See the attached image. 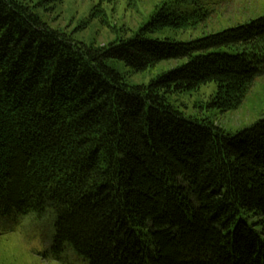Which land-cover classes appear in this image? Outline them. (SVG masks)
<instances>
[{
  "label": "trees",
  "instance_id": "trees-1",
  "mask_svg": "<svg viewBox=\"0 0 264 264\" xmlns=\"http://www.w3.org/2000/svg\"><path fill=\"white\" fill-rule=\"evenodd\" d=\"M36 8L0 0V234L50 213L55 256L69 244L90 264H264V118L229 134L173 98L214 82L209 107L239 106L264 73V16L151 38L204 15L163 7L95 46ZM178 60L145 84L115 66Z\"/></svg>",
  "mask_w": 264,
  "mask_h": 264
},
{
  "label": "rangeland",
  "instance_id": "rangeland-1",
  "mask_svg": "<svg viewBox=\"0 0 264 264\" xmlns=\"http://www.w3.org/2000/svg\"><path fill=\"white\" fill-rule=\"evenodd\" d=\"M36 5L37 13L52 28L71 35L74 40L105 46L120 37H129L155 12L165 7L181 13L194 10L204 14L195 25L166 27L149 34L151 38L190 41L204 35L264 16V0H22ZM185 60L163 62L144 73H130L121 63L115 64L133 84L148 83L161 71L183 64ZM214 82L199 89L173 95L186 116L209 115L226 133L235 134L254 121L264 118V73L256 77L243 101L236 108L220 113L209 107L215 95ZM0 234V264H90L65 244L59 255L52 250L53 220L50 213L30 212L10 222ZM1 232V231H0Z\"/></svg>",
  "mask_w": 264,
  "mask_h": 264
}]
</instances>
